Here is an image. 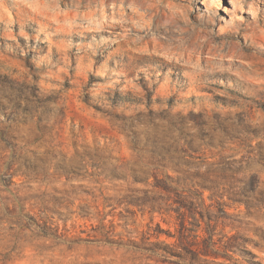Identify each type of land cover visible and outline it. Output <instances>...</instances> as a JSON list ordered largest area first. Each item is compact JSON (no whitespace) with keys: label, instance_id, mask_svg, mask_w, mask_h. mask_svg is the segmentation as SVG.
<instances>
[{"label":"rangeland","instance_id":"374dc122","mask_svg":"<svg viewBox=\"0 0 264 264\" xmlns=\"http://www.w3.org/2000/svg\"><path fill=\"white\" fill-rule=\"evenodd\" d=\"M0 264H264V0H0Z\"/></svg>","mask_w":264,"mask_h":264},{"label":"trees","instance_id":"16d2710c","mask_svg":"<svg viewBox=\"0 0 264 264\" xmlns=\"http://www.w3.org/2000/svg\"><path fill=\"white\" fill-rule=\"evenodd\" d=\"M167 177H168V178H171V176H169V175H168Z\"/></svg>","mask_w":264,"mask_h":264}]
</instances>
